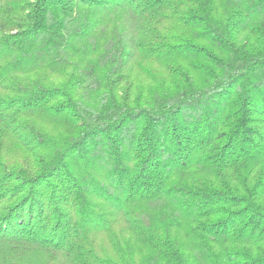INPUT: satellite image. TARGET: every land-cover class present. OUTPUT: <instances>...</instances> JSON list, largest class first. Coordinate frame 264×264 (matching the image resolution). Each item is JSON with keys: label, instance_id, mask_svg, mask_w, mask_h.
<instances>
[{"label": "trees", "instance_id": "obj_1", "mask_svg": "<svg viewBox=\"0 0 264 264\" xmlns=\"http://www.w3.org/2000/svg\"><path fill=\"white\" fill-rule=\"evenodd\" d=\"M0 264H264V0H0Z\"/></svg>", "mask_w": 264, "mask_h": 264}]
</instances>
